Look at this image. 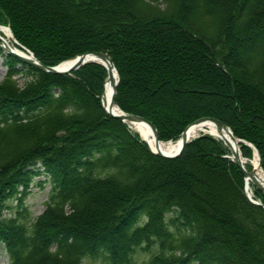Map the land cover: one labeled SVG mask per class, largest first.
Segmentation results:
<instances>
[{
    "label": "trees",
    "instance_id": "16d2710c",
    "mask_svg": "<svg viewBox=\"0 0 264 264\" xmlns=\"http://www.w3.org/2000/svg\"><path fill=\"white\" fill-rule=\"evenodd\" d=\"M0 24L46 65L108 52L122 110L164 141L216 117L255 146L264 172V0H0ZM1 54L8 264H264V206L223 141L202 134L177 157L158 155L104 110V65L56 74ZM39 174L51 189L33 217L26 199Z\"/></svg>",
    "mask_w": 264,
    "mask_h": 264
},
{
    "label": "water",
    "instance_id": "95a60500",
    "mask_svg": "<svg viewBox=\"0 0 264 264\" xmlns=\"http://www.w3.org/2000/svg\"><path fill=\"white\" fill-rule=\"evenodd\" d=\"M8 29H10V27H8ZM1 41L4 42L2 37H0V46L3 47L8 53L14 55L19 60H21L22 62H24L28 65L37 67L40 70L50 72V73L71 74L75 70L80 68L82 65H84L88 62H99V63L103 64L108 70L107 80H111V82L113 83L114 94L112 97V103L115 104V92H116L117 84L119 82V75H118L117 69L115 67L114 61H113V59L109 53H107L105 51H88V52H84L82 54L75 56L73 59H71L73 61L68 66H61V65L65 62L70 61V60L64 61L58 65L52 66V65H46V64L42 63L33 53H31L29 51L28 52L23 51L22 53H18L17 51L14 50V49H17L15 46H14V49H11L9 47L7 48L5 45L2 44ZM16 43H18V42L16 41ZM115 72L117 74V79H115ZM104 95H105V90L103 91V94H102V104H103L105 111L110 116L119 118V119L129 123L130 125L132 123H135V122H137V123L144 122L151 127L152 132L155 136L154 139L156 142L157 150H153L152 148L151 149L156 154L164 156V157L174 158V157H177L183 153L187 143H189L193 139V138H190V133H189V130L191 127H193L194 125H196L198 123L204 122V121H210V122L215 123L217 126V129L221 133V139H223L225 145L231 151V155H227V157H230L240 167V169H241V171H242V173L246 179V191H247V195H248L249 199L258 205L264 206V204L260 200H255L248 190L249 189L248 180L250 179L259 189L264 191V177H263V180H260L257 176H255L254 169L248 170L245 167L244 160L241 157L240 146L238 144L239 142L244 141V140L241 138H237L234 135L231 127L228 126L227 124H225L222 120H220L216 117H210V116L202 117V118L195 120L193 123L188 125L187 128L181 133V137H180L181 138V145H180V147L176 150H165L164 146L168 147L172 142H168L165 145V143L159 139L158 130H157L156 126L153 124V122H151L149 119H147L141 115L125 112L121 109H120V112L113 111V106H111L110 108L106 106V102L104 100ZM224 131H227L231 135L232 139L234 141H236V143L238 144L237 147L229 141V139L224 134ZM208 133H210V132H208ZM210 134H212V133H210ZM144 140L147 141V139H145V138H144ZM161 143H163L164 146H161ZM148 144H149V142H148ZM256 154L258 155V159H259V154H258L257 150H256Z\"/></svg>",
    "mask_w": 264,
    "mask_h": 264
},
{
    "label": "bare ground",
    "instance_id": "6f19581e",
    "mask_svg": "<svg viewBox=\"0 0 264 264\" xmlns=\"http://www.w3.org/2000/svg\"><path fill=\"white\" fill-rule=\"evenodd\" d=\"M0 37H2L4 40V42L1 41L3 45H5L7 48L9 47L11 49H14V45L10 41L12 39V32L6 26L0 25ZM14 50L17 51L18 53H22V51L19 49H14ZM72 61L73 60L65 62L61 66H68L70 63H72ZM115 79H117L116 72H115ZM113 94H114L113 83L111 82V80H107L105 84V95H104L106 106L109 108L113 106V111L120 112V108L112 103ZM131 125L136 131H139L141 133L143 138L147 139V141L149 142L153 150H157L156 142L154 139L155 136L152 132L151 127L148 124L144 122H140V123L135 122V123H132ZM201 131L210 132L214 134L215 136L221 138V133L217 129L216 124L210 121H204V122L198 123L194 125L193 127H191L189 130L190 138L197 136ZM224 134L226 135V137L229 139L231 143H233L236 147L238 146L236 141L232 139L231 135L227 131H224ZM180 145H181V138L177 142L171 143L168 147L164 146L163 143H161V146H164L165 150H176L180 147ZM252 163H253V169H254L255 176H257L260 180H263L264 175L259 166L257 155H256V158L253 159ZM250 181L251 180L249 179L248 180L249 185H250Z\"/></svg>",
    "mask_w": 264,
    "mask_h": 264
},
{
    "label": "rangeland",
    "instance_id": "374dc122",
    "mask_svg": "<svg viewBox=\"0 0 264 264\" xmlns=\"http://www.w3.org/2000/svg\"><path fill=\"white\" fill-rule=\"evenodd\" d=\"M14 40L15 39L12 37V39L10 40L11 43L14 42ZM19 46L20 45H18V47ZM19 48L22 49L23 47L20 46ZM23 49L25 51L26 50H29L30 51V49L29 48H26V47L23 48ZM4 60L5 59H4V57H2V54H1V56H0V77H2L3 75H5V73L7 71V66L4 64ZM26 79H27L26 76H20L19 77L20 84L21 85L24 84V82L26 81ZM204 132L205 131H201L199 134H202ZM164 143L167 144V141H165ZM227 154H229V151L227 152ZM253 159H255V158L254 157H252V158H247L246 157L245 158V161L247 163H250L251 167H253V163H252ZM50 189H51V184L47 180L46 175L39 174V175H36L34 177V181H33L32 187H31V193L28 195V197L26 199V202L29 205V209L31 211V216L36 217V216H38L39 214H41L43 212V210L45 209V201L48 199V194H49ZM138 256L140 258H143V257L146 256V253L145 252H141ZM8 261H9V259H8V256H7L6 252L3 251L2 248H1L0 249V264H8ZM95 264H105V263L101 259H96Z\"/></svg>",
    "mask_w": 264,
    "mask_h": 264
}]
</instances>
